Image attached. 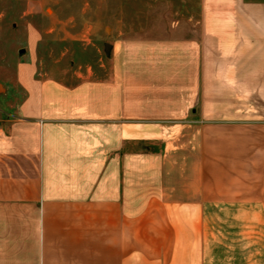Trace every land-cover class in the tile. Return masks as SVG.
<instances>
[{
  "label": "crops",
  "instance_id": "0c3cea01",
  "mask_svg": "<svg viewBox=\"0 0 264 264\" xmlns=\"http://www.w3.org/2000/svg\"><path fill=\"white\" fill-rule=\"evenodd\" d=\"M189 1L101 82L18 66L0 264H264V0Z\"/></svg>",
  "mask_w": 264,
  "mask_h": 264
},
{
  "label": "rangeland",
  "instance_id": "374dc122",
  "mask_svg": "<svg viewBox=\"0 0 264 264\" xmlns=\"http://www.w3.org/2000/svg\"><path fill=\"white\" fill-rule=\"evenodd\" d=\"M189 3V0H0V117L9 110L7 106L22 98L17 69L30 53L37 64L38 79L55 80L69 87L85 81L101 82L111 76L115 46L134 37L179 36ZM106 44L113 46L109 57ZM160 131L166 135V129ZM141 147L134 144L130 148L141 150Z\"/></svg>",
  "mask_w": 264,
  "mask_h": 264
},
{
  "label": "water",
  "instance_id": "95a60500",
  "mask_svg": "<svg viewBox=\"0 0 264 264\" xmlns=\"http://www.w3.org/2000/svg\"><path fill=\"white\" fill-rule=\"evenodd\" d=\"M112 49H113V46L112 45H109V44H106L105 45V52H106V54H107L108 57L111 55Z\"/></svg>",
  "mask_w": 264,
  "mask_h": 264
}]
</instances>
